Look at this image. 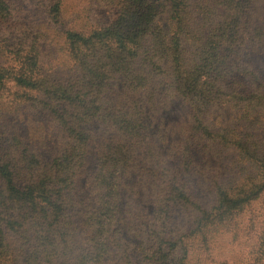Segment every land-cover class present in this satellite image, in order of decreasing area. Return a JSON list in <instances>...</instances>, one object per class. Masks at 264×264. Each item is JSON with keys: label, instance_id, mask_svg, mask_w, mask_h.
Listing matches in <instances>:
<instances>
[{"label": "trees", "instance_id": "1", "mask_svg": "<svg viewBox=\"0 0 264 264\" xmlns=\"http://www.w3.org/2000/svg\"><path fill=\"white\" fill-rule=\"evenodd\" d=\"M261 119L264 0H0V264L206 262Z\"/></svg>", "mask_w": 264, "mask_h": 264}, {"label": "rangeland", "instance_id": "2", "mask_svg": "<svg viewBox=\"0 0 264 264\" xmlns=\"http://www.w3.org/2000/svg\"><path fill=\"white\" fill-rule=\"evenodd\" d=\"M36 22L39 23V19ZM33 23L36 24L35 21ZM255 125H260L257 131L264 134V119L259 120ZM255 125H251L253 129ZM229 162L230 159L225 156L217 159L220 173L225 177L231 175ZM134 200H137L139 212L147 211L149 215L153 214V205L147 198L141 197ZM263 223L264 195L253 201L235 218L230 231L226 229L216 234L211 254L206 262H204L205 254L194 251L190 264H264V252L262 248H259Z\"/></svg>", "mask_w": 264, "mask_h": 264}]
</instances>
